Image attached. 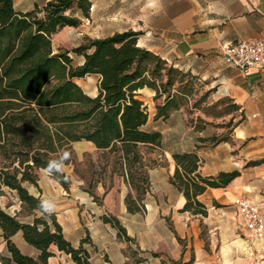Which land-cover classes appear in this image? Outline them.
<instances>
[{"label": "trees", "instance_id": "1", "mask_svg": "<svg viewBox=\"0 0 264 264\" xmlns=\"http://www.w3.org/2000/svg\"><path fill=\"white\" fill-rule=\"evenodd\" d=\"M91 6L90 0H48L42 7L19 12L13 0H0V190L15 191L21 211L32 215L23 222L17 213L11 215L0 208L6 248V254L0 255L1 264H47L53 246L70 255L75 264H90L82 246L88 237L73 247L55 214L46 212L39 197L30 194L23 183L36 185L39 170H46L68 190V179L56 166L71 162V143L86 141L102 157H113L112 172L119 173L130 189L124 199L127 211H143L150 164L139 146L160 147L161 134L143 129L149 114L139 90L148 88L156 98L164 96L155 106V119L183 107L192 93L190 82L183 84L189 74L138 46L139 33L131 29L87 38L71 50L83 59L76 66L70 51L53 52L52 36L64 27H77L80 17L89 19ZM88 75L98 77L94 97L74 81ZM206 97L204 93L202 101ZM226 139L199 137L195 148ZM196 150L172 154L175 169L169 181L185 198L181 211L205 217L208 210L198 196L208 188L226 187L238 172L201 175ZM103 220L117 229L120 238L130 240L117 218L103 216ZM19 231L38 251L36 256L23 254L12 241ZM172 264H193V259Z\"/></svg>", "mask_w": 264, "mask_h": 264}, {"label": "crops", "instance_id": "2", "mask_svg": "<svg viewBox=\"0 0 264 264\" xmlns=\"http://www.w3.org/2000/svg\"><path fill=\"white\" fill-rule=\"evenodd\" d=\"M47 1L13 3L17 11L26 12ZM170 1L154 8L157 17L143 16L139 20L133 30L139 33L137 44L195 77L212 102L230 105L229 118L234 124L227 139L196 150L197 138L219 136L222 129L215 128L208 118H203L201 127L189 123L184 107L164 119L157 118L152 129L160 132L161 145L144 156L150 164L149 188L141 212L127 211L124 199L130 189L123 177L106 189L100 185L94 194L76 189L69 195L51 174L39 170L36 185L25 182L23 186L39 197L46 212L55 214L65 239L73 247H79L88 237L82 246L89 254L90 264H172L190 259L193 264H224L221 251L206 249L205 239L222 242L233 240L240 233L251 243L242 247L246 258L264 264V242L248 234L233 204L241 196L264 208V67L242 74L225 60L221 50L228 42L264 39V0ZM146 90L149 89L139 90V98ZM83 142L95 149L92 143ZM195 150L201 162V175L238 172L226 187L208 188L198 196L207 207L205 217L181 211L185 198L169 181L175 169L172 154ZM7 190L15 195V191ZM16 201L15 205H1L0 200V208L9 214L10 209L16 210L18 214L21 203L17 197ZM103 216L117 218L130 240L120 238L117 229L105 222ZM31 219L32 215H27L23 222ZM1 233L0 229V252L4 251L0 255L6 254ZM11 239L23 254H38L23 240L20 231ZM256 242L262 244L260 250L252 247ZM51 249L53 256L47 264H75L70 255L54 246ZM238 251L227 252L233 257Z\"/></svg>", "mask_w": 264, "mask_h": 264}, {"label": "rangeland", "instance_id": "3", "mask_svg": "<svg viewBox=\"0 0 264 264\" xmlns=\"http://www.w3.org/2000/svg\"><path fill=\"white\" fill-rule=\"evenodd\" d=\"M36 1L39 2L40 0ZM90 2L92 6L90 8L89 19L80 17L81 23L77 27H64L51 38L53 52L56 53L64 50L70 51L69 56L72 58V64L74 66L79 65L83 59L81 56L71 52V50L85 42L87 38L93 39L106 37L115 32H121L127 29L135 30L138 25L137 23L143 16H145V18L149 16L157 17V11H154V8L158 5L166 6L171 1L90 0ZM74 81L87 95L94 97L98 93L97 76L88 75L82 78H75ZM187 81L190 82V85L192 86V93L187 98L188 102L183 106L188 122H195L197 127H201L202 123L205 122L203 118H208L211 120V124L215 128L222 129L219 136L228 137L231 132V126L234 124L233 121L229 122V114H225V112L231 111L230 105H227L226 102H212L213 99L210 96L206 98L205 101H202L201 98L204 94L203 86L200 85V82L195 77L190 75L184 77L183 84H187ZM176 87L177 83L172 89V93L176 92ZM142 92L140 98L143 99V103L144 101L146 102L144 105L149 114L148 123L143 126V129L153 131L152 128L157 125L156 119L154 118L156 112L155 106L163 101L164 96L156 98L155 91L151 89ZM145 92H149L150 94ZM153 149L155 148L148 145L139 146V150L143 156H147V154ZM69 154L71 162L67 164L59 163L56 166V169L63 172L68 179V190L63 189L69 195L74 193L76 189L94 194L95 190L100 185L106 189L107 187H111L115 183V180H121L119 173L112 172L113 157H102L97 150L92 146L85 144L83 141L71 143ZM97 198L100 197L98 196ZM0 200L1 205L8 203L15 205L17 202L16 194L13 195L5 188L4 190H0ZM10 210L11 214L17 213L16 210ZM18 215L19 219H22V221L25 220L27 216V214L21 210ZM205 234L206 232L203 231L202 235ZM246 240H248V242H244ZM245 243L251 246L246 235L240 233L239 237L236 236L233 240H224L222 242L218 241L216 238L212 240L205 239V248L220 250L224 255V264H260L258 260L253 261V259L248 260L246 258L245 254L241 251ZM1 246H3V243L0 239V248ZM252 247L260 250L262 244L256 242ZM236 250H239L236 253V256H229V251ZM2 251L0 253L4 252Z\"/></svg>", "mask_w": 264, "mask_h": 264}, {"label": "built area", "instance_id": "4", "mask_svg": "<svg viewBox=\"0 0 264 264\" xmlns=\"http://www.w3.org/2000/svg\"><path fill=\"white\" fill-rule=\"evenodd\" d=\"M221 50L225 60L242 74L255 67H264V39L228 42ZM233 204L248 234L264 242V208L241 196L236 197Z\"/></svg>", "mask_w": 264, "mask_h": 264}]
</instances>
